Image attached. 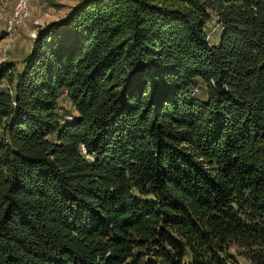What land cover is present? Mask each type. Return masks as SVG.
<instances>
[{
  "label": "trees",
  "instance_id": "obj_1",
  "mask_svg": "<svg viewBox=\"0 0 264 264\" xmlns=\"http://www.w3.org/2000/svg\"><path fill=\"white\" fill-rule=\"evenodd\" d=\"M0 264H264V0H81L1 61Z\"/></svg>",
  "mask_w": 264,
  "mask_h": 264
},
{
  "label": "rangeland",
  "instance_id": "obj_2",
  "mask_svg": "<svg viewBox=\"0 0 264 264\" xmlns=\"http://www.w3.org/2000/svg\"><path fill=\"white\" fill-rule=\"evenodd\" d=\"M5 1V5L1 3ZM81 0H30L28 3L29 15L24 26L15 27L12 31L5 30V19L11 12L15 0H0V62L10 61L18 66L20 59L30 48L32 39L31 33L46 22L59 19L65 15L69 8ZM206 29L210 31L209 41L217 43L220 28L216 29L215 23L211 20ZM202 95L201 89L196 91ZM58 105L62 113L73 112L70 102L61 94L58 98Z\"/></svg>",
  "mask_w": 264,
  "mask_h": 264
},
{
  "label": "built area",
  "instance_id": "obj_3",
  "mask_svg": "<svg viewBox=\"0 0 264 264\" xmlns=\"http://www.w3.org/2000/svg\"><path fill=\"white\" fill-rule=\"evenodd\" d=\"M30 0H15L11 7V12L5 19V30L12 31L15 27H22L25 24V21L29 15L28 12V3ZM5 1L1 3V6L5 5ZM32 38L35 37V33H31ZM74 112V111H73ZM72 114V113H71ZM71 114L68 113L65 115L66 119L71 118ZM80 149L83 150L82 145H80Z\"/></svg>",
  "mask_w": 264,
  "mask_h": 264
}]
</instances>
